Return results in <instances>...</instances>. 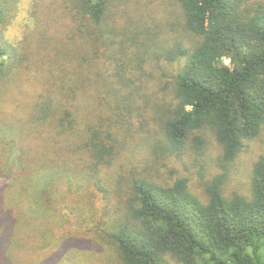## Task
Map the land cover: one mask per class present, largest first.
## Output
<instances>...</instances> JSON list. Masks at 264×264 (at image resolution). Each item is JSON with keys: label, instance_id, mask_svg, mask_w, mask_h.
Masks as SVG:
<instances>
[{"label": "trees", "instance_id": "obj_1", "mask_svg": "<svg viewBox=\"0 0 264 264\" xmlns=\"http://www.w3.org/2000/svg\"><path fill=\"white\" fill-rule=\"evenodd\" d=\"M28 8L0 38V264H58L87 234L81 264H264V155L228 179L264 129V0Z\"/></svg>", "mask_w": 264, "mask_h": 264}, {"label": "rangeland", "instance_id": "obj_2", "mask_svg": "<svg viewBox=\"0 0 264 264\" xmlns=\"http://www.w3.org/2000/svg\"><path fill=\"white\" fill-rule=\"evenodd\" d=\"M17 10L18 12L15 19L12 20V24L9 26L7 31L3 32L0 36L2 42H4V44L6 45H14L13 42L15 40H18L22 36L25 25L32 26V19H30L29 16L28 0H21L17 5ZM225 61L227 62V60ZM205 137L209 138L210 136L209 134H206ZM214 150L217 151L215 148ZM260 154L264 155V129L262 130L261 134L256 137L255 140L247 142V145L244 146V149L241 151L240 156L237 159V171L235 170L233 172V169L231 168V171L233 173L230 174L228 178L230 179V183L233 181L230 185V187L232 188L231 190H244V185L247 181H245V178L243 177V172L246 169L247 164H250ZM160 164L161 165H156L150 168L148 175L159 181H164L167 180L166 178H169L168 171L169 169H171L172 163H165V161L160 160ZM124 171H127V169H125ZM90 188L91 185L88 186V189ZM112 200L113 199L107 201L108 205H111ZM103 201L104 200H102V202ZM103 210H105V208H103ZM84 236L83 237L85 238V241L93 240L94 238L99 240L97 234H87ZM85 241H82L80 245H73V247L66 251L63 259L59 261L58 264H81L89 253L88 247L90 243H87V241Z\"/></svg>", "mask_w": 264, "mask_h": 264}]
</instances>
